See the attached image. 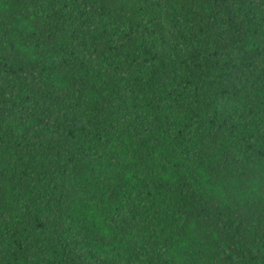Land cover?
<instances>
[{
  "label": "trees",
  "instance_id": "obj_1",
  "mask_svg": "<svg viewBox=\"0 0 264 264\" xmlns=\"http://www.w3.org/2000/svg\"><path fill=\"white\" fill-rule=\"evenodd\" d=\"M0 264H264V0H0Z\"/></svg>",
  "mask_w": 264,
  "mask_h": 264
}]
</instances>
